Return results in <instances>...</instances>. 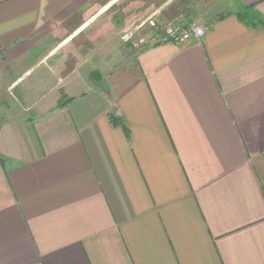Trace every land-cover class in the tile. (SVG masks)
Instances as JSON below:
<instances>
[{"label": "crops", "instance_id": "crops-1", "mask_svg": "<svg viewBox=\"0 0 264 264\" xmlns=\"http://www.w3.org/2000/svg\"><path fill=\"white\" fill-rule=\"evenodd\" d=\"M118 1L0 0V264H264V0Z\"/></svg>", "mask_w": 264, "mask_h": 264}, {"label": "rangeland", "instance_id": "rangeland-1", "mask_svg": "<svg viewBox=\"0 0 264 264\" xmlns=\"http://www.w3.org/2000/svg\"><path fill=\"white\" fill-rule=\"evenodd\" d=\"M125 0H119L116 3V6L112 8L113 10L119 9L122 16H125L123 5ZM157 2L158 4L167 0H149ZM220 1L224 0H174V3L168 5L163 13L159 16L158 24L163 26L166 22H177L180 25L188 27L190 25H202L205 26V18L209 17L211 11L208 10L215 4H218ZM239 1V0H238ZM189 4V6H187ZM155 5H150L148 8H153ZM129 7V8H128ZM129 13L133 15H142L145 14L144 6H141L139 3L132 4L127 6ZM122 9V10H121ZM111 10V11H113ZM127 11V10H126ZM145 16V15H144ZM149 16V15H146ZM140 20L136 18L132 21L131 25H127L120 30L118 35L121 39H124L127 44L131 45L133 53L135 50H138L139 47L144 43H149L153 37H156L155 28L149 29L148 27L136 28V25L139 24ZM159 26V27H160ZM143 38L144 42L138 44V39Z\"/></svg>", "mask_w": 264, "mask_h": 264}, {"label": "built area", "instance_id": "built-area-1", "mask_svg": "<svg viewBox=\"0 0 264 264\" xmlns=\"http://www.w3.org/2000/svg\"><path fill=\"white\" fill-rule=\"evenodd\" d=\"M144 24H147L151 28L156 27V22L153 17H148L144 20ZM164 40L170 41L177 45H185L191 39H200L204 36L206 27L202 25H190L185 27L177 22H168L164 26ZM144 40L138 39V44Z\"/></svg>", "mask_w": 264, "mask_h": 264}, {"label": "trees", "instance_id": "trees-1", "mask_svg": "<svg viewBox=\"0 0 264 264\" xmlns=\"http://www.w3.org/2000/svg\"><path fill=\"white\" fill-rule=\"evenodd\" d=\"M237 15L241 18V19H243V18H247V19H249V17H251V16H248V12L246 11V10H241V11H239L238 13H237ZM223 16V14H220V15H218V18H220V17H222Z\"/></svg>", "mask_w": 264, "mask_h": 264}]
</instances>
